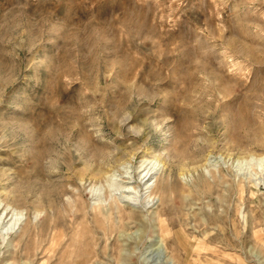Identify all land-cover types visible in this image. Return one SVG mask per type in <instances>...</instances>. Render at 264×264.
<instances>
[{"label": "rangeland", "instance_id": "374dc122", "mask_svg": "<svg viewBox=\"0 0 264 264\" xmlns=\"http://www.w3.org/2000/svg\"><path fill=\"white\" fill-rule=\"evenodd\" d=\"M0 264H264V0H0Z\"/></svg>", "mask_w": 264, "mask_h": 264}, {"label": "bare ground", "instance_id": "6f19581e", "mask_svg": "<svg viewBox=\"0 0 264 264\" xmlns=\"http://www.w3.org/2000/svg\"><path fill=\"white\" fill-rule=\"evenodd\" d=\"M143 165V164H142ZM141 165V166H142ZM142 169V168H141ZM140 169V171H139V182H138V184H140L141 182H144V184L145 185H147L148 183V180L151 178V176H152V173L150 172V170L149 171H146L145 172V169H146V166L141 170ZM144 172V173H143ZM138 176V175H137ZM155 183H156V181L154 182V185H153V189H155ZM126 184V183H125ZM128 184V183H127ZM6 216H7V213H6V215H5V217H4V219L6 218ZM2 224H3V221H2ZM13 225H15V222H14V224ZM158 230H159V233L161 234V238H162V240L165 242V241H167V239L170 237L169 236V227L167 226V224L166 223H164V222H159V225H158ZM255 239H259V235H256V238Z\"/></svg>", "mask_w": 264, "mask_h": 264}]
</instances>
